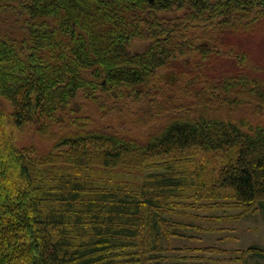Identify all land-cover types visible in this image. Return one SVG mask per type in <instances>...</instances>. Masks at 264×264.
Segmentation results:
<instances>
[{
    "label": "trees",
    "instance_id": "obj_1",
    "mask_svg": "<svg viewBox=\"0 0 264 264\" xmlns=\"http://www.w3.org/2000/svg\"><path fill=\"white\" fill-rule=\"evenodd\" d=\"M186 4L191 12L175 24H151L142 18L147 9H181ZM0 12L19 14L24 30L19 41L0 32V113L4 103L14 106L11 118L17 127L72 112L73 102L88 92L125 89L138 97L158 70L169 69L173 62L187 68L180 60L188 55L193 61L185 73L200 84L197 96L207 99L213 91L235 103L252 95L264 103V81L250 74L244 55L236 57L242 68L221 73L211 59L219 49L232 52V32L252 34L256 26L262 28L264 0H0ZM140 40L152 43L143 52H132V42ZM95 135L63 138L60 147L77 150L83 142L104 141L108 148L100 156L106 169L135 153L230 149L234 160L221 169L218 187L232 189L237 201L259 200L264 207V126L251 134L231 121L199 116L173 120L141 146ZM8 158L9 163L2 153L0 187L4 184L8 192L0 193V264H122L116 246L136 240L148 223L150 232L159 236L151 210L161 208L181 183L171 176L155 177L137 198L122 188L94 187L72 169H64L61 176L57 167L39 170L24 150L13 149ZM12 162L18 168L15 181L7 166Z\"/></svg>",
    "mask_w": 264,
    "mask_h": 264
},
{
    "label": "rangeland",
    "instance_id": "obj_2",
    "mask_svg": "<svg viewBox=\"0 0 264 264\" xmlns=\"http://www.w3.org/2000/svg\"><path fill=\"white\" fill-rule=\"evenodd\" d=\"M190 12L186 4L181 9H147L142 18L151 24L157 20L175 24ZM256 13L252 12L253 19ZM17 17L20 15L15 12H0V32L19 41L24 30ZM260 27L256 26L252 34L232 32L229 42L235 47L229 55L219 49V53L211 57L214 69L221 73L242 68L241 58L236 57L244 55L251 67L247 68L250 74L252 71L264 81V23ZM151 43V40L134 41L131 51L143 52ZM196 58L201 59L200 56ZM180 61L187 68L173 62L169 69L158 70L151 84L146 85L138 97L125 89L117 93H84L73 102L72 112L53 119L42 116L20 127L15 126L11 118L14 106L4 103V114L0 113V162L2 153L8 161V152L17 148L26 151L39 170L57 167L61 171L57 174L61 176L64 169H72L87 176L94 187L115 191L122 188L137 198L141 197L137 193L144 191L146 184L155 177L171 176L179 180L181 183L175 193L159 205L161 208L151 210L160 235L155 237L148 223L146 229L140 228L136 240L129 239L116 246L117 262L122 264H264V207L261 201L245 204L236 200L232 189L218 187L221 169L234 160L230 149L210 152L192 147L169 154L141 156L135 153L106 169L101 166L103 157L100 156L108 148L104 141L83 142L77 150L60 147L63 138L95 134L117 136L141 146L178 118L205 116L231 121L251 134L258 126H264V103L252 95L235 103L224 101L213 91L209 93L214 95L212 97H199L200 84L195 76L185 73L192 65L193 56L188 55ZM177 70L184 74H178ZM84 152L89 153L85 159L72 154ZM81 160L84 162L75 164ZM7 166L12 168V181L18 179L16 163ZM3 188L4 184L0 193L6 196L8 191ZM253 248L257 251H252Z\"/></svg>",
    "mask_w": 264,
    "mask_h": 264
}]
</instances>
